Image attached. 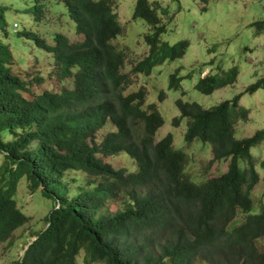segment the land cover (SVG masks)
<instances>
[{"label":"trees","instance_id":"16d2710c","mask_svg":"<svg viewBox=\"0 0 264 264\" xmlns=\"http://www.w3.org/2000/svg\"><path fill=\"white\" fill-rule=\"evenodd\" d=\"M46 1L26 0L24 10L40 22L47 14ZM51 1L62 2L81 39L71 41L60 32L48 44L32 31L16 29L18 37L34 39L52 56L44 72H27L13 59L5 17L11 6L0 3V131L11 136H0V245L17 246L13 233L30 220L17 205L22 178L31 192L54 200L45 226L34 229V238L12 264H78L79 255L80 264H264V250L256 246L264 237V204L250 213V193L260 179L250 149L264 144V128L248 137L234 136L237 122L250 113L238 102L242 93L209 108L175 101L179 114L171 122L179 126L186 118L185 143L198 138L211 146L206 178L195 183L185 173L186 153L173 147L172 134L155 141L164 120L154 103L145 106L146 88L126 92L139 74L185 55L187 40L162 41L166 27L161 16L168 9L158 0H135L133 18L151 28L144 35L148 51L123 73L127 52L111 43L123 32L116 2ZM254 25L258 32L264 29V21ZM177 72L170 76V88L180 86ZM202 73L194 87L211 94L233 84L239 70L233 65ZM67 79L72 87L58 90ZM261 88L264 76L246 92ZM164 97L162 91L159 98ZM107 123L113 129L99 141ZM119 152L134 161V171L115 168L99 156ZM239 159L247 166L241 168ZM221 160H228L224 171L209 170ZM260 165L264 168V158ZM72 172L84 173L83 183L68 178ZM113 202L117 206L111 211ZM237 210L245 217L228 228Z\"/></svg>","mask_w":264,"mask_h":264},{"label":"rangeland","instance_id":"374dc122","mask_svg":"<svg viewBox=\"0 0 264 264\" xmlns=\"http://www.w3.org/2000/svg\"><path fill=\"white\" fill-rule=\"evenodd\" d=\"M116 13L123 32L111 39L116 50H124L126 60L122 72L130 70L132 63L141 59L148 51L144 41V35L151 32L150 26L141 18H133L135 0H114ZM154 1V0H153ZM163 7L168 9L166 16L162 17V23L166 32L162 35V41L173 44L179 40H187L189 47L185 55L174 60H165L154 66L148 75L139 74L135 82L126 89V92L137 90L144 86L147 90L145 106L154 103L163 117L164 123L155 133V141L164 137L167 133L173 136V147L186 153L185 173L190 180L201 183L206 178L208 161L212 158L211 146L208 142H202L195 138L192 143L186 144L184 132L187 128L186 118H182L179 126L172 125V118L178 115L175 101L181 98L183 101L197 102L204 108H209L217 103L230 99L242 93L239 104L249 109V118L238 121L234 136L244 138L251 136L256 130L264 128V88L254 93H247L246 87L264 76V29L258 32V25L251 23L264 21V0H158ZM47 14L44 20L36 22L33 16L25 11L26 0H0L2 5L10 4L11 9L5 14L9 24L10 35L7 42L10 45L13 59L20 63L26 71L42 70L44 72L52 62V56L37 48L34 39L18 37L17 31H32L46 43L53 44L52 36L55 33H65L71 41L81 39L74 32V23L65 13L62 2L46 1ZM4 3V4H3ZM205 7L204 10L202 8ZM46 13V12H45ZM17 23V27L14 25ZM34 59H37L33 62ZM236 65L239 73L236 81L225 87L219 88L211 94H203L194 86L200 77L208 71L217 72L226 70ZM39 70V71H40ZM176 71L181 77L178 88H170V76ZM61 87L71 88V80L67 79ZM165 97L160 100L161 92ZM113 126L109 123L99 132L97 138L101 141L104 135L111 131ZM2 139H11L7 131H0ZM255 169L259 174V182L251 191L253 205L250 213L259 212L264 204V168L260 161L264 158V144L251 147ZM115 168L125 167L129 171L136 169L134 161L124 152L105 157ZM0 153V164L3 161ZM228 160L214 162L209 170L215 172L224 171ZM241 168L247 166L246 161L239 159ZM76 177L81 183L85 174L72 172L68 174ZM17 205L30 220L13 233V239L17 246L0 245V264H12L15 257L19 258L26 242L31 241L35 230L45 226L44 217L48 215L54 200L41 196L39 191L31 192L27 181L22 178L16 193ZM117 203H111L109 208L115 210ZM245 213L237 210L235 217L229 223L228 228L240 224ZM35 229V230H34ZM256 246L264 250V237L257 239ZM82 255L77 257L81 263Z\"/></svg>","mask_w":264,"mask_h":264},{"label":"built area","instance_id":"2783aa9c","mask_svg":"<svg viewBox=\"0 0 264 264\" xmlns=\"http://www.w3.org/2000/svg\"><path fill=\"white\" fill-rule=\"evenodd\" d=\"M15 25V24H14Z\"/></svg>","mask_w":264,"mask_h":264}]
</instances>
